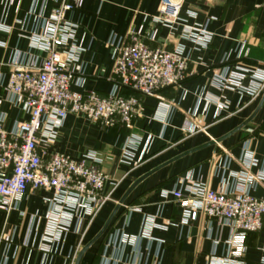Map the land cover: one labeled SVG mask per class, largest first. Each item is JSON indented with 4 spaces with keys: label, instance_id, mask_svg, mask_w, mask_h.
I'll return each instance as SVG.
<instances>
[{
    "label": "crops",
    "instance_id": "0c3cea01",
    "mask_svg": "<svg viewBox=\"0 0 264 264\" xmlns=\"http://www.w3.org/2000/svg\"><path fill=\"white\" fill-rule=\"evenodd\" d=\"M72 2V0H68ZM165 0H85L67 13L76 26L74 47L78 60L71 64L80 78L77 92L107 95L114 55L107 47L112 36L124 38L143 28L156 29L154 18ZM60 0H0V114L7 129L27 122L22 107L9 103L5 85L17 55L28 64L46 54L33 47L31 37L41 32L40 15L48 17ZM181 18L193 29L206 28L208 44L159 28L153 48L183 49L192 76L181 86L155 98H141L142 111L133 132L118 127L109 132L85 119L70 116L58 132L51 153L76 160L97 153L101 169L109 176L110 202L91 220L83 234L64 233L50 253L45 252L50 192L28 194L10 214L0 211V264H75L79 252L102 230L117 204L140 178L179 156L218 140L244 124L257 110L264 91L253 97V72H264V0H183ZM248 71L245 90L223 92L215 88L223 69ZM218 105L225 110L219 112ZM251 152L255 165L244 160ZM127 156L131 157L128 159ZM228 164L225 171L224 166ZM264 172V106L241 131L221 144L196 151L144 180L128 197L105 235L86 253L82 264H101L102 258L120 264H209L224 257L229 228L199 214L187 220V209L173 197L181 191L190 199L193 184L213 191L235 190L242 174ZM237 176V177H235ZM252 196L264 198V181ZM87 225V224H86ZM10 238L9 241L6 240ZM244 264H264V231L245 242Z\"/></svg>",
    "mask_w": 264,
    "mask_h": 264
},
{
    "label": "built area",
    "instance_id": "2783aa9c",
    "mask_svg": "<svg viewBox=\"0 0 264 264\" xmlns=\"http://www.w3.org/2000/svg\"><path fill=\"white\" fill-rule=\"evenodd\" d=\"M14 1L10 0V4ZM84 2L60 0L59 7L48 17L39 16L41 32L34 34L31 42L46 57L24 64L21 55H17L4 86L9 103L22 107L29 119L9 130L7 116L0 114V211L10 214L28 194L52 193L43 239L46 253L52 252L64 233L83 234L111 200L105 191L109 176L101 169L103 161L97 153L88 152L80 160L51 153L68 117H81L105 132L118 127L133 132L142 111L141 98H155L166 89L183 85L192 76L182 48L171 51L149 45L156 41L159 28L171 33L182 28L185 36L201 37L200 42L205 45L210 42L206 28H190L181 18L183 0H165L154 18L157 27L152 33L139 28L124 38L112 36L108 41L107 47L114 55L111 92L107 95L77 92L72 87H81L82 80L75 78L71 71V64L79 55L73 44L76 26L66 16L74 8H81ZM247 73L244 69L231 72L224 68L215 88L221 92L245 90ZM253 75L255 85L246 91L258 97L264 91V72H253ZM218 110L221 113L225 107L218 105ZM244 160L249 166L256 164L251 152L245 153ZM228 166L226 163L225 171ZM239 178L241 183L232 191H213L193 184L189 189L190 199L185 200L180 190L172 193L187 209V220L195 221L202 214L229 228L226 255L213 256L209 264H244L247 237L264 231V198L252 196L264 181V172L257 176L244 173ZM110 262L103 257L101 264Z\"/></svg>",
    "mask_w": 264,
    "mask_h": 264
},
{
    "label": "water",
    "instance_id": "95a60500",
    "mask_svg": "<svg viewBox=\"0 0 264 264\" xmlns=\"http://www.w3.org/2000/svg\"><path fill=\"white\" fill-rule=\"evenodd\" d=\"M264 106V96L257 108V110L254 112V114L241 126H239L238 128H236L235 130H233L231 133H229L227 136L218 139V140H212L211 142L197 148L194 149L192 151H189L181 156H179L178 158H175L173 160H171L170 162L164 164L163 166H160L159 168L153 170L152 172H150L149 174H146L145 176H143L142 178H140L139 180H137L130 188L129 190L125 193V195L122 197V199L120 200V202L117 204V206L115 207L114 211L112 212L111 216L109 217V219L107 220L106 224L104 225V227L102 228V230L95 236V238L89 242L78 254L77 258H76V262L75 264H82L83 259L86 255V253L89 251V249L95 245L107 232V230L109 229L112 221L114 220V218L116 217V215L118 214L120 208L124 205L125 201L128 199V197L132 194V192L144 181L146 180L148 177H150L151 175H153L154 173L158 172L159 170L163 169L164 167L170 165L171 163L187 156L190 155L196 151L205 149V148H209V147H213L216 145L221 144L223 141H225L226 139H228L229 137L233 136L234 134H236L237 132L241 131L245 126H247L256 116L257 114L260 112V110L263 108Z\"/></svg>",
    "mask_w": 264,
    "mask_h": 264
}]
</instances>
